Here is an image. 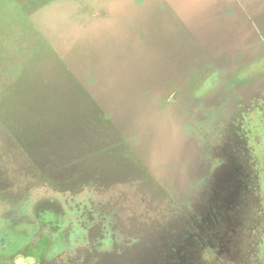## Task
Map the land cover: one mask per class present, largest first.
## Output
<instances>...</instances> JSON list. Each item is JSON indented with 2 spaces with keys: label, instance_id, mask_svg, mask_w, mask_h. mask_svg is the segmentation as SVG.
I'll use <instances>...</instances> for the list:
<instances>
[{
  "label": "rangeland",
  "instance_id": "rangeland-1",
  "mask_svg": "<svg viewBox=\"0 0 264 264\" xmlns=\"http://www.w3.org/2000/svg\"><path fill=\"white\" fill-rule=\"evenodd\" d=\"M250 1L0 0V114L18 141L0 128V202L5 209L27 211L30 201L50 197L53 190L76 201L78 209L90 190L94 199L106 201V192L91 189L90 180L98 177L103 185L109 153L112 174L121 170L140 177L153 187L144 183V191L163 207L137 264H221L217 252L204 253L200 226L183 223L182 208L173 220L168 218L172 187L167 176L176 180L175 170H190L194 176L206 169L203 156L212 151L202 142L194 146L198 152L188 149V138L197 135L188 121L193 114L206 117L213 111L215 128L214 110L229 104L227 90L234 87L226 81L206 92L211 74L236 80L264 58L262 34L250 33ZM252 1L255 13L264 12V0ZM239 44L250 50L233 58L242 51ZM255 119L250 152L261 178H253L259 187L253 189L258 199L250 204V264H264V123ZM202 124L210 128L209 121ZM138 142L159 176L140 162L134 150ZM50 148L51 154L42 153ZM189 152L199 154L191 166L185 159ZM9 215L4 211L0 218L13 217L17 224L18 215ZM71 226L70 249L72 237L82 232L75 221ZM219 230L213 225L210 233L217 236ZM58 244L50 254L59 250ZM109 259L115 262L117 253ZM32 260L20 256L15 263L34 264ZM83 264H92L91 259Z\"/></svg>",
  "mask_w": 264,
  "mask_h": 264
},
{
  "label": "flooded vegetation",
  "instance_id": "flooded-vegetation-1",
  "mask_svg": "<svg viewBox=\"0 0 264 264\" xmlns=\"http://www.w3.org/2000/svg\"><path fill=\"white\" fill-rule=\"evenodd\" d=\"M250 3V33L254 35L257 31L264 38V12L255 9V13L253 7L256 5L252 0ZM247 46L248 44H239L238 49L242 51H238L240 53L233 58L247 55L250 50ZM233 58L230 61H234ZM256 74L264 75V58L257 68L252 65L246 67L236 80L228 79L227 75L211 74L206 92L223 87L226 81L234 84V87L227 90L226 101L229 104L220 105L214 110L217 112L215 128L210 122L213 111H209L206 117L202 113L193 114L192 121H188V127L197 134L188 138V149L193 148L195 152L194 146L198 147L196 142H202L205 149L208 147L212 151L208 150L203 156L206 169L202 174L194 176L189 174L190 170L184 169L182 173L175 170L179 174L176 180L170 174L167 176L172 187V197L168 200V218L171 216L173 220L174 215L182 208L185 220L183 223L186 222L190 227L192 221L195 226H200L204 253L212 255L214 251L217 252L221 255V264H233L231 260H235L234 264H250V204L253 205L258 199L253 189L259 187V184L254 187L253 178H261V172L253 167L249 136L255 116L263 118L264 123V79H254ZM1 115V130L5 131L7 137L16 140L10 127L12 124L5 122ZM194 118L196 122L193 121ZM204 121H209V129L202 124ZM107 149L109 150V145H106V151ZM141 149L142 145L138 142L134 150L140 162L153 177L159 176L144 159ZM44 151L42 153L48 155L53 149ZM106 155L108 160L105 168L108 175L102 178L103 185L98 177L90 178L91 189L94 186L96 192H106L107 200L104 202L94 199L95 192L92 190L87 193L86 198L81 199L80 209L76 207V201L68 202L61 197L62 191L59 190H53L50 197L40 195L30 201L27 211L24 207L19 212L11 206L5 209L4 203L0 202V216L4 211H7L8 216L16 213L20 221L15 224L13 217L0 218V264H16L15 259L20 256L32 257L31 262L34 264H47L51 259L54 261L52 264H83L84 260L88 262L89 259L92 264H127L128 259V264L139 262L142 244L156 233L154 226L159 223V210L163 207L154 203L148 190L144 191V183L149 190L153 187L147 182L142 183L140 177L133 179L121 170H114L116 174H112L109 153ZM186 156L185 159L191 166L192 160L199 154L189 152ZM173 159L174 157L171 158ZM174 167H171L172 171ZM185 171L188 174L183 176ZM174 192L178 194V198ZM81 203L88 208L86 215L89 218L82 211ZM68 209L71 211L69 214ZM25 215L32 219L20 218ZM7 220L11 222L6 223ZM73 221L82 227V232L72 237L74 245L70 249L68 242L71 240ZM160 221L164 222L163 217ZM213 225L220 229L217 236L210 233ZM126 229L132 233H126ZM57 242H61L58 244L59 250L50 254L51 247ZM81 247H86L83 255L80 254ZM116 253L118 259L111 262V254Z\"/></svg>",
  "mask_w": 264,
  "mask_h": 264
}]
</instances>
